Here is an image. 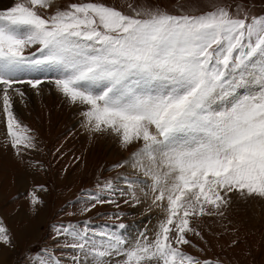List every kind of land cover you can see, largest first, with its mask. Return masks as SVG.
<instances>
[{"label": "snow or ice", "instance_id": "6c2138e0", "mask_svg": "<svg viewBox=\"0 0 264 264\" xmlns=\"http://www.w3.org/2000/svg\"><path fill=\"white\" fill-rule=\"evenodd\" d=\"M55 5L18 0L0 10V107L10 146L18 156L36 147L13 111V94L24 96L16 85L39 90L38 74L54 71L48 82L81 106L90 132L114 135L124 148L141 145L131 166L150 177L152 205L166 217L153 238L142 233L127 247L123 224L56 225L54 247L72 252L44 249L38 264H65L61 256L70 264H200L181 248L191 243L187 233L199 235L192 218L222 216L234 193L264 199V17L224 6L174 15L129 5V15L102 3ZM114 191L111 182L102 189ZM89 200L82 214L115 203L100 193ZM0 243H11L2 222Z\"/></svg>", "mask_w": 264, "mask_h": 264}, {"label": "rangeland", "instance_id": "374dc122", "mask_svg": "<svg viewBox=\"0 0 264 264\" xmlns=\"http://www.w3.org/2000/svg\"><path fill=\"white\" fill-rule=\"evenodd\" d=\"M4 1L6 4L3 3L0 10L18 2ZM89 2L112 6L129 15L132 14L129 5L137 10L161 9L174 15L181 14L178 9L199 15L212 11L215 6H224L237 11L246 9L250 16L264 17V0H56L55 6L64 9L73 3ZM55 6L49 12L54 11ZM45 75L39 90L25 84L16 85L24 96H13V111L20 123L30 129L35 149L23 150L21 156L16 154L10 146L0 107V190L15 193L14 199L11 197L15 200L14 207L26 217H30L28 212L33 216L43 212L46 216L33 249L45 244L46 249L54 250L58 256L71 253V249L54 247L58 244L54 239V226L83 221H90L91 228L97 231H115L118 225H125L119 230L127 242L125 247L141 238L142 233L153 238L166 212L152 205L150 177L140 168L131 166L132 156L141 145L124 148L114 135L90 132L85 127L81 106L68 103L54 84L48 82L55 74L48 71ZM121 164L124 166L119 167ZM128 180L137 181L131 190ZM107 182L113 184L114 192H102ZM26 185H29L28 191L22 193ZM132 191L139 203L132 199ZM96 193L104 199L115 200V203L97 204L90 212L82 214L93 202L89 196ZM33 196L39 203H32ZM2 198L0 194V201ZM223 213L222 216L192 218L190 227L199 235L187 233L191 243L182 245V250L200 264L205 261L211 264H264V199L244 198L234 193ZM41 219V215L37 216L33 225ZM59 258L70 264L66 257Z\"/></svg>", "mask_w": 264, "mask_h": 264}, {"label": "crops", "instance_id": "0c3cea01", "mask_svg": "<svg viewBox=\"0 0 264 264\" xmlns=\"http://www.w3.org/2000/svg\"><path fill=\"white\" fill-rule=\"evenodd\" d=\"M28 186L26 185V189L22 193H27ZM0 194L3 196L0 201V222L8 229L11 238L10 244L0 243V257L3 259L2 264H38V258L47 246L42 244L38 247L39 249H33L32 245L36 238L39 237L38 233L45 224V214L43 212H37L33 216L28 212L30 217H26L24 212H18V209L14 207L15 200H12L11 197L14 199L15 193H5L4 190H0ZM1 215L4 216L3 219ZM40 215L42 216L41 221L37 222L36 226H34L33 223L37 216ZM29 223L31 225H26ZM41 235L42 233L40 237ZM27 250L28 253L25 254ZM20 256L23 259L18 260Z\"/></svg>", "mask_w": 264, "mask_h": 264}, {"label": "bare ground", "instance_id": "6f19581e", "mask_svg": "<svg viewBox=\"0 0 264 264\" xmlns=\"http://www.w3.org/2000/svg\"><path fill=\"white\" fill-rule=\"evenodd\" d=\"M3 3L4 4H6V1H4V0H0V8H2L3 7ZM52 72V74H55L56 75V73L54 72V71H51ZM47 72H45L44 74L42 73V74H39L40 76H41V78H44V76H46L45 74H46ZM24 85V84H23ZM13 96H15L14 94H13ZM14 98V97H13ZM2 108V107H1ZM1 126V125H0ZM111 137V136H110ZM137 178H141V179H143V177L142 176H136ZM152 183V182H151ZM161 211V210H160ZM132 237V236H131ZM137 237V236H136ZM2 258L0 257V264H2Z\"/></svg>", "mask_w": 264, "mask_h": 264}]
</instances>
